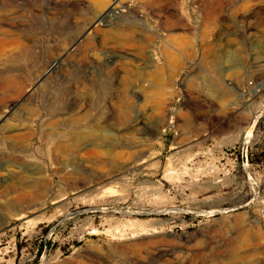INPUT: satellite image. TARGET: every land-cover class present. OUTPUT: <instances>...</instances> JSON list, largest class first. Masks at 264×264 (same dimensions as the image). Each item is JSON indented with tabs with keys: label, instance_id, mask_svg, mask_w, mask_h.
<instances>
[{
	"label": "rangeland",
	"instance_id": "rangeland-1",
	"mask_svg": "<svg viewBox=\"0 0 264 264\" xmlns=\"http://www.w3.org/2000/svg\"><path fill=\"white\" fill-rule=\"evenodd\" d=\"M241 229L259 264L264 0H0V264H229Z\"/></svg>",
	"mask_w": 264,
	"mask_h": 264
},
{
	"label": "bare ground",
	"instance_id": "bare-ground-1",
	"mask_svg": "<svg viewBox=\"0 0 264 264\" xmlns=\"http://www.w3.org/2000/svg\"><path fill=\"white\" fill-rule=\"evenodd\" d=\"M131 32H132L131 25H125V26L120 27L118 29H110V30H108V32L106 31L105 35L108 38H110V39L115 41V40L124 39V36L126 34L131 33ZM127 74H129L130 76H136V73L134 71H128ZM260 87L261 86L258 85V87L253 90V93H256ZM95 125H96L98 130H101V126H100L99 123H96ZM103 136H104L103 134H100V136H99L100 140H101V138H103ZM100 145H102V144H100ZM108 151L109 150H107V152ZM31 186H33V183L27 182V183L23 184L22 187L27 188V187H31ZM259 233L260 232H258V234ZM255 239H257V238L255 237ZM258 240H259V238H258ZM249 242H250V236H249L248 232L246 230H244V229H241V231L238 233L237 237H235L234 243H233L234 247H231V250L229 251V253L228 254L225 253L228 249H225L226 251L225 250L224 251H220L219 253L224 252L226 254L227 261H228L229 264H248L247 262H249V261L251 262L252 259H250V258H251V256H253L254 253L252 251L249 252L248 250H244V251L243 250L240 251V250H241V246L242 247L243 246H247ZM250 244H251V242L249 243V245ZM249 247L250 246H248V248ZM253 248H255V247H253ZM254 251H255V249H254ZM258 253H257V256H258ZM223 257H224V255H223ZM257 259L259 260V258H257ZM216 260H218V259H216ZM222 260H223V258L219 259V262L221 264H222L223 261H225V260H223V261ZM259 264H264V260H261L259 262Z\"/></svg>",
	"mask_w": 264,
	"mask_h": 264
}]
</instances>
